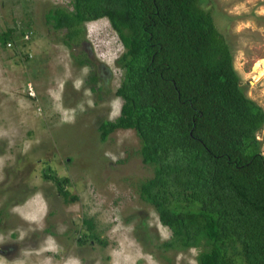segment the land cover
I'll use <instances>...</instances> for the list:
<instances>
[{
  "label": "rangeland",
  "instance_id": "rangeland-1",
  "mask_svg": "<svg viewBox=\"0 0 264 264\" xmlns=\"http://www.w3.org/2000/svg\"><path fill=\"white\" fill-rule=\"evenodd\" d=\"M204 4L241 88L264 113V0ZM53 5L70 8L68 0H0V33L14 29L0 43V264H196L198 247H153L170 231L134 189L151 169L133 130L99 140L97 125L121 104L115 32L104 17L85 21L81 41L68 48L64 30L44 22ZM255 138L264 156V121ZM43 174L62 181L66 197Z\"/></svg>",
  "mask_w": 264,
  "mask_h": 264
},
{
  "label": "trees",
  "instance_id": "trees-1",
  "mask_svg": "<svg viewBox=\"0 0 264 264\" xmlns=\"http://www.w3.org/2000/svg\"><path fill=\"white\" fill-rule=\"evenodd\" d=\"M205 1L68 0L70 8L53 5L43 17L52 31L64 30L68 48L81 41L85 21L104 17L123 48L114 59L119 111L96 130L100 141L117 129L138 138L151 175L134 189L170 231L153 247H198L196 264H264V156L255 138L264 113L241 88ZM43 177L66 197L62 181ZM82 223L93 239L91 219Z\"/></svg>",
  "mask_w": 264,
  "mask_h": 264
},
{
  "label": "bare ground",
  "instance_id": "bare-ground-1",
  "mask_svg": "<svg viewBox=\"0 0 264 264\" xmlns=\"http://www.w3.org/2000/svg\"><path fill=\"white\" fill-rule=\"evenodd\" d=\"M259 64V63H258ZM258 67V66H257ZM259 74H264V68L260 70Z\"/></svg>",
  "mask_w": 264,
  "mask_h": 264
},
{
  "label": "flooded vegetation",
  "instance_id": "flooded-vegetation-1",
  "mask_svg": "<svg viewBox=\"0 0 264 264\" xmlns=\"http://www.w3.org/2000/svg\"><path fill=\"white\" fill-rule=\"evenodd\" d=\"M72 48H73V46H72ZM84 63V62H83Z\"/></svg>",
  "mask_w": 264,
  "mask_h": 264
},
{
  "label": "built area",
  "instance_id": "built-area-1",
  "mask_svg": "<svg viewBox=\"0 0 264 264\" xmlns=\"http://www.w3.org/2000/svg\"><path fill=\"white\" fill-rule=\"evenodd\" d=\"M24 36H26V35H24Z\"/></svg>",
  "mask_w": 264,
  "mask_h": 264
}]
</instances>
